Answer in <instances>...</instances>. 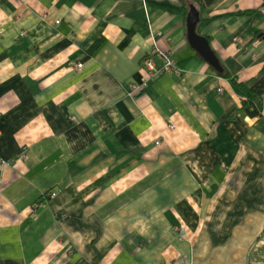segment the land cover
<instances>
[{
    "label": "crops",
    "instance_id": "obj_1",
    "mask_svg": "<svg viewBox=\"0 0 264 264\" xmlns=\"http://www.w3.org/2000/svg\"><path fill=\"white\" fill-rule=\"evenodd\" d=\"M193 4L0 0V264H264V0L200 10L222 70Z\"/></svg>",
    "mask_w": 264,
    "mask_h": 264
},
{
    "label": "trees",
    "instance_id": "obj_2",
    "mask_svg": "<svg viewBox=\"0 0 264 264\" xmlns=\"http://www.w3.org/2000/svg\"><path fill=\"white\" fill-rule=\"evenodd\" d=\"M215 0H192L198 10L206 8V6L213 3ZM188 9V5L185 2ZM221 74L225 77H230V73L224 69ZM234 83L240 88L244 96V108L253 116L259 115V105L261 104V96L264 92V68L260 71L259 75L248 82H241L238 78H232ZM258 106V107H257Z\"/></svg>",
    "mask_w": 264,
    "mask_h": 264
},
{
    "label": "water",
    "instance_id": "obj_3",
    "mask_svg": "<svg viewBox=\"0 0 264 264\" xmlns=\"http://www.w3.org/2000/svg\"><path fill=\"white\" fill-rule=\"evenodd\" d=\"M199 19L200 11L193 4L191 5V9L187 18L189 42L191 46L197 49V51L202 55L204 59L209 61L217 69L222 70L220 60L211 48L209 40L206 37L201 36L197 33L196 27ZM260 36L264 38V33H262Z\"/></svg>",
    "mask_w": 264,
    "mask_h": 264
},
{
    "label": "rangeland",
    "instance_id": "obj_4",
    "mask_svg": "<svg viewBox=\"0 0 264 264\" xmlns=\"http://www.w3.org/2000/svg\"><path fill=\"white\" fill-rule=\"evenodd\" d=\"M61 21H57V23H60ZM160 35L162 34V32H160L159 33ZM152 50H154V53L152 52H149L148 53V55L147 56H145V58H144V61H143V65H144V67H145V69H146V73L149 75L148 77H146V79L148 80V82H144V83H142L143 85H144V87H149L150 86V78L152 79V77H154V76H159V75H164V74H168V73H166V72H160V73H158V74H154V73H151V71H149L148 69H147V67H146V65H147V63L145 62V60L148 58V57H150V59L149 60H152V58H154V56H159V57H161V55H160V51L159 50H157V52H155V50H156V48H153ZM151 50V51H152ZM152 55V56H151ZM164 60V59H163ZM164 64H165V61H164V63H163V65H161L160 67H158L156 64H155V66L157 67V68H162L163 66H164ZM72 66H73V68H77V66H78V62H74L73 64H72ZM154 74V75H153ZM143 85H133V91H140L141 89H142V87L141 86H143ZM75 119H76V117H74ZM0 119H1V114H0ZM172 120V118H170V117H168L167 118V124H168V127L169 128H171V129H176L177 128V124L175 123V121H171ZM173 123V124H172ZM0 133H1V131H0ZM156 144L157 145H159V144H161V140L160 139H158L157 141H156ZM5 162H7L6 160H4V159H0V165L1 164H4ZM53 195V192L52 191H48V192H45L44 194H43V198L45 197V199H46V197H48V196H52ZM41 204V202L40 201H35L34 203H33V210H35L39 205ZM59 216H61L62 218H66V217H64V215L62 216V214H60ZM175 229L177 230V231H180L181 229H180V226H178V225H176V227H175ZM263 232H264V230H263Z\"/></svg>",
    "mask_w": 264,
    "mask_h": 264
},
{
    "label": "built area",
    "instance_id": "obj_5",
    "mask_svg": "<svg viewBox=\"0 0 264 264\" xmlns=\"http://www.w3.org/2000/svg\"><path fill=\"white\" fill-rule=\"evenodd\" d=\"M59 21H61V20H58V22ZM152 52L154 53V50L151 51V53ZM155 52H157V49L155 50ZM160 55L165 60V64H164V66L162 68H157L155 66V62L153 61V58H152V60H149L150 57H148L145 60V62L147 63L146 67H147V69L149 71H151V73H154V74H158L160 72H166L168 74H180L181 73V69L178 67L177 60L174 57V50L173 49H168L167 51H164V52L160 51ZM83 65H84L83 63L78 62V66L77 67L79 69H82ZM144 82H148V80L145 78Z\"/></svg>",
    "mask_w": 264,
    "mask_h": 264
},
{
    "label": "bare ground",
    "instance_id": "obj_6",
    "mask_svg": "<svg viewBox=\"0 0 264 264\" xmlns=\"http://www.w3.org/2000/svg\"><path fill=\"white\" fill-rule=\"evenodd\" d=\"M7 164V162H5L3 165H6ZM64 217H68V215L66 214Z\"/></svg>",
    "mask_w": 264,
    "mask_h": 264
}]
</instances>
